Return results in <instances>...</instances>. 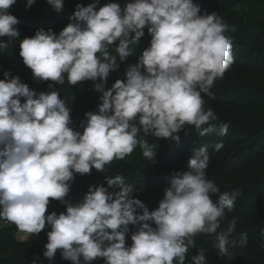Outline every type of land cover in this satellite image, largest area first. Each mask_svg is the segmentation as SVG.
Returning <instances> with one entry per match:
<instances>
[{
    "label": "clouds",
    "instance_id": "9594fccd",
    "mask_svg": "<svg viewBox=\"0 0 264 264\" xmlns=\"http://www.w3.org/2000/svg\"><path fill=\"white\" fill-rule=\"evenodd\" d=\"M36 0H27L26 9ZM16 0H0V38H19V19L9 9ZM56 11L64 0H47ZM99 0L77 4L59 34L39 28L19 41V55L38 81L77 85L91 80L102 92L98 111L85 113L82 131L72 127L71 109L59 91L37 93L21 78L4 73L0 79V219L15 224L25 236L47 232L43 255L59 250L71 264H208L200 249L188 259L198 233L214 236L223 256L229 248L247 246L241 233L233 238L235 221L222 228L239 190L224 191L208 178V145L193 150L187 170L168 176L159 206L149 210L134 196L135 186L123 176L109 186L93 185L82 201L67 196L76 174L106 171L139 147L146 162H156V147L146 137L179 141L180 132L194 130L203 137L216 131L217 114L204 110L203 95L234 62L228 24L216 13L202 12L195 0H129L123 7ZM150 46L129 64L126 80L105 90L107 78L120 61L132 55L130 43L145 35ZM52 85L50 84V88ZM23 98V102H22ZM220 124L218 135L228 133ZM223 143L215 144V150ZM215 197V199H213ZM51 200L66 212H48ZM130 226L131 245L126 242Z\"/></svg>",
    "mask_w": 264,
    "mask_h": 264
},
{
    "label": "trees",
    "instance_id": "16d2710c",
    "mask_svg": "<svg viewBox=\"0 0 264 264\" xmlns=\"http://www.w3.org/2000/svg\"><path fill=\"white\" fill-rule=\"evenodd\" d=\"M95 0H64V7L56 11L47 0H36L26 9L27 0H16L9 9L20 23L17 25L19 38L6 44L7 37L0 38V79L4 73L19 76L37 93L51 90L59 91L62 99L71 109L72 127L82 131L81 122L86 121L85 113L98 111L102 92L96 90V83L91 80L77 85L65 83L60 85L51 81H38L33 78L32 70L24 65L20 57L19 41L35 35L39 28L59 32L68 25L74 15L77 4L94 3ZM109 2H118L123 7L129 0H99L103 6ZM201 5L202 12H216L223 22L228 24L226 35L233 40L234 62L222 79L215 82L211 95H203V108H211L219 117L216 131L199 136L194 130L180 132L179 141L157 140L148 135L150 145L156 147V162L148 163L137 147L123 160L106 165V171L95 168L91 174H76L71 182L67 199L79 203L87 194L90 186L101 184L111 187L108 180L116 175L123 176L125 183L135 186L134 196L141 199L149 210L159 206L164 189L169 186L168 176L173 170H187L193 150L207 144L209 155L208 178L213 179L221 193L237 189L240 192L231 212H226L221 227L226 228L235 221L234 239L246 233V247L229 248L227 255H219L214 247L213 235L198 233L193 237L195 247L190 248L188 259L200 249L205 251L208 264H264V0H195ZM151 36L145 28V35L139 41L130 43L132 49L125 61L117 62L120 67L112 71L107 78L105 90L117 79L126 80L129 64L138 62L143 50L150 46ZM50 84L52 87L50 88ZM23 102V98H22ZM229 125L227 135L217 134L220 124ZM223 147L215 150V144ZM215 199V197H213ZM66 212V205L58 200H51L48 212ZM126 242L131 245V234L135 226H130ZM50 227L39 234L19 239L15 224L0 226V264H71L62 258L58 250L55 258L49 260L43 255L48 242L47 232ZM92 264H104L103 258H97Z\"/></svg>",
    "mask_w": 264,
    "mask_h": 264
},
{
    "label": "built area",
    "instance_id": "2783aa9c",
    "mask_svg": "<svg viewBox=\"0 0 264 264\" xmlns=\"http://www.w3.org/2000/svg\"><path fill=\"white\" fill-rule=\"evenodd\" d=\"M12 223H9L8 221L4 220V219H0V226L3 225H11Z\"/></svg>",
    "mask_w": 264,
    "mask_h": 264
},
{
    "label": "rangeland",
    "instance_id": "374dc122",
    "mask_svg": "<svg viewBox=\"0 0 264 264\" xmlns=\"http://www.w3.org/2000/svg\"><path fill=\"white\" fill-rule=\"evenodd\" d=\"M19 239H27L28 236H25L23 233H20L19 232V235H18Z\"/></svg>",
    "mask_w": 264,
    "mask_h": 264
}]
</instances>
